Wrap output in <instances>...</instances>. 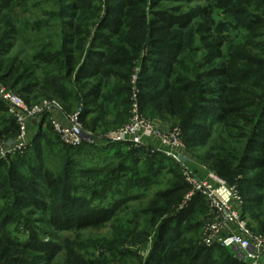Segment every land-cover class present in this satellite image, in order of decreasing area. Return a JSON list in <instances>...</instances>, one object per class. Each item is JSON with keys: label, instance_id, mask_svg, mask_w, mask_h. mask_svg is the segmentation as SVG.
Masks as SVG:
<instances>
[{"label": "trees", "instance_id": "trees-1", "mask_svg": "<svg viewBox=\"0 0 264 264\" xmlns=\"http://www.w3.org/2000/svg\"><path fill=\"white\" fill-rule=\"evenodd\" d=\"M30 1L0 0V81L28 104L56 98L66 113L83 104L84 131L105 133L127 122L131 75L138 58L142 59L138 82L142 113L180 127L187 146H205L215 126L239 141L235 153L214 138L203 159L209 170L230 183L243 173L252 187L246 194L259 192L245 197L243 216L250 210L257 225L252 232L264 237V0H214V5L186 10L180 5L158 8L168 0H118L117 5L107 0L101 20L100 6L93 0H74L59 11L62 32L57 41L37 43L26 59L18 53L9 56L16 44L10 40L18 39L15 33L21 31L13 24L18 22L15 14ZM175 1L190 4L194 0ZM145 5L152 9L150 19ZM227 7L225 12L233 11L244 20L242 43L236 45L227 43L215 21L213 10ZM162 29L173 33L166 38L147 37ZM190 36L197 43H186ZM145 47L149 54L142 57ZM6 114L7 105L0 100L2 140L15 138L18 132L14 119ZM41 117L51 125L47 113ZM52 145L55 142L41 132L32 138L26 177L20 173L22 161L0 160V203L12 195L10 204L0 205V264H51L61 250L57 243L39 236L53 233L29 223L26 238L21 243L13 241L9 225L19 214L13 208L44 212L46 216L36 222L55 231L99 228L121 221L120 214L131 209L127 203L140 199L143 191L157 183L161 171L170 175L166 186L144 205L132 208L130 218L120 225L123 229L114 227L112 240L93 242L101 253L96 255L94 250L84 257L69 243L64 247L66 264H109L103 262L107 258L123 264L113 261L119 256L135 264H245L230 248H207L200 243L199 223H194L193 216L201 208L202 197L197 194L186 207L177 209L191 186L172 159L161 153L154 159L144 149L124 150L122 143L98 146L84 141L75 147L61 144L60 167L51 169L44 164L43 151ZM96 185H110L111 195L103 197ZM85 189H91L90 193ZM90 195L99 200H87ZM150 236L151 248L143 258L140 251ZM17 244L37 256L11 261L7 248Z\"/></svg>", "mask_w": 264, "mask_h": 264}, {"label": "rangeland", "instance_id": "rangeland-1", "mask_svg": "<svg viewBox=\"0 0 264 264\" xmlns=\"http://www.w3.org/2000/svg\"><path fill=\"white\" fill-rule=\"evenodd\" d=\"M73 1L74 0H31L28 3V6L24 11L18 10L17 13L15 14V16L18 19V22H14L13 24L21 31L20 33L18 32V34L15 33L18 39L10 40L11 43H16V44L9 52V56L15 55L16 53H18L20 58L26 59V57L32 53L33 48L35 47L37 43H46L50 40L57 41L62 32V30L59 28V19H60L59 11L61 10V7L63 5H66V7H68V5H72ZM93 2L96 5L100 6L101 10L99 11V15H100L99 17L101 20V18L104 17L107 13L106 5H108L109 2H107V0H93ZM117 4H118V0H113L112 2H110V5H117ZM209 4L214 5V0H194L190 4H184L182 2H177L175 0H168V1L162 2L158 8L172 9L173 7L180 5L182 6L183 10H186L189 8H194L197 6H205ZM145 6H146V12L148 15V19H150L152 9L150 8V6H147V5ZM228 7H227V10L225 9L223 10L221 8H215L213 10L215 21H216V24L219 23V25L222 27L220 28L221 33L227 36V43H233L234 45H236L237 43H242V38H241L242 33L241 32L243 31L242 28H243L244 20L241 16H238L235 13H233V11L225 12V11H228L229 9ZM38 25H40L42 29ZM95 27L97 26H94V28ZM93 31L94 29L92 30V33ZM172 33L173 31L162 29L160 31L151 32L150 35L147 37L150 38L151 36H153V37L166 38L169 35H172ZM185 36H189L188 33H185ZM195 39L196 38L194 36L192 38L190 36V38L189 37L186 38L185 42L186 43H197ZM189 40H192L193 42H189ZM148 49L149 48L145 47V49L141 53L142 57H146L149 54ZM140 61H142V59L138 58V62L137 64L134 65L132 74L134 73L136 68L140 69V66H141ZM139 74H140V71H139ZM138 82H139V79H138ZM130 85H131V81H130ZM138 87H139V83H138ZM55 99L54 98L53 99L52 98H42L38 102L42 100H55ZM56 101L60 103V101H58L57 99ZM29 104H35V103H29ZM80 105L83 106V104H76L75 109H72L68 113L73 112L74 110H77V108ZM142 114L144 116L151 118V116L146 115V113H142ZM6 115L8 116V114ZM51 116L55 117L56 115L52 113ZM38 118L42 120V123H43L42 127L40 126L42 123L39 122ZM38 118L37 117L32 118L28 122L29 142L39 132H41L43 136L44 135L48 136L49 139L54 141L55 145H52L50 149L44 148V151H43L44 152V164L51 169H56V168L58 169L60 167L59 161L61 159L60 157L61 155L59 151L62 150L61 144L64 145V143L61 142V140L59 139L55 131L48 128L51 125L48 126V123L46 120L44 121L42 117H38ZM151 119L155 121L158 128H160L163 131H167L175 127V126H172V127L167 128L166 126H164L165 124H162V122H160L159 119L158 120L156 118H151ZM232 133H235V132L232 131ZM214 138L215 140L219 139L220 143L223 142L225 146L230 148L233 152L235 153L239 152V144H238L239 141H237L236 139L228 138L227 135L224 134L223 131L217 130L216 126L212 128V134L209 137V142L205 146H195V145L187 146L184 140L185 137L182 135L184 149L180 152L181 153L180 162L173 161L177 165L178 170L182 174V176L184 174L183 172L184 169L194 173L198 178H204L205 175L208 173V171H211L208 169V165L206 161L203 159V156L206 153L208 147L211 145V143H213ZM13 139L14 138H9L5 140H10L9 142H11ZM42 143L44 144V142ZM123 147L121 148L124 150L125 149L129 150L131 148L130 146L125 145V144ZM145 152L148 155L153 156L154 159H156V157L154 156L156 153H151L149 151H145ZM8 158L9 159L14 158L16 160L18 159L19 161H22L21 163L23 164L21 167L22 169L20 168L21 169L20 173L26 177L27 176L26 174L27 165L25 163L26 161H28V163L32 161L31 160L32 157L29 152V147L26 150H24L22 153L17 152L13 155H9L7 159ZM17 167H19V165ZM251 175L252 173L248 172L247 177H251ZM169 177L170 175L167 174V172L161 171L157 176V183L150 185V187H148L146 191H143L144 195L140 199H133L127 203V205L131 207V209H128L126 212L120 214L119 219H121V221L119 220L118 222L116 221L107 222L106 224H104L103 226L99 228H92V229L89 228V229H84V230H79V231L77 230L55 231L53 228H51L50 226L46 225L43 222H36L38 219H42L46 216L44 212H40V211L34 210L33 208H26V207H20V209L17 207L16 209L13 208L14 211H17L19 213L18 216L20 217L17 216L14 219L13 223L9 225V228L12 234L11 236L12 240L17 243H21V241H23L24 238H26L27 236L25 224L29 223L31 226L43 228L53 233V236L52 235H42V234H39V236L43 237L45 240H50L60 245L61 250H59V252L56 254L51 264H66L67 250H65L64 247L69 245V243L72 244L73 249L75 248V250L78 251V253H80L81 255H86L84 257H89L88 254L86 253H89V254L91 252L93 253L94 250L96 251V255H97L101 253V249L93 248V242L97 241V243H99L100 240L102 239H105L104 241L112 240L114 238L115 232L117 231L116 229H114V227H120L119 231L122 230L123 228L120 225L126 223V221H124L123 223V220H125V218L126 220L127 218H130L129 215H131L130 213L132 212V208L135 209L139 205H144V203H146V201L149 200V198L153 195V193L157 189L163 188L166 186V181ZM245 179L247 178L244 177L243 173L242 174L240 173L235 178L234 182L230 183L227 180L226 182L230 185H236L237 188L240 189V193L242 197L244 198V202L246 203L245 197H249L251 195L255 196L259 192L258 193L253 192V193L246 194V192L247 193L251 192L252 187H249L250 183L247 184L246 183L247 181ZM184 181L186 182L185 179ZM104 186L96 185L95 188L98 191H102L103 197H105V195L109 197L111 195L110 189H109L111 186L106 185V188H104ZM112 189H114V186L112 187ZM85 190H86V193H90L91 191V189L89 190L85 189ZM80 193H83V192H80ZM90 196L91 197L88 198L87 200L89 199H92L93 201L99 200V197H94L92 195ZM200 196L202 197L201 202L199 203L201 208L199 209V211H196L194 213L193 221L194 223L195 222L199 223L197 227L198 234L197 232L195 234L200 236V239H201V233H202L204 224L207 222L209 218V209H208V204L206 200L203 198L202 195ZM4 201L5 203L10 204L12 201V195L9 196L7 200L1 201L0 205H3ZM189 203L190 201H186V197L184 196L180 204L178 205L177 209H179L182 205H185L184 207H186ZM247 203L249 205V202ZM28 211H33V214L32 213L29 214ZM250 213H251L250 210H247L243 218L245 219L247 225L249 224L248 227L251 228L252 230V229H255L257 225H256V222L252 219V215ZM140 221L142 222V224H144L143 223L144 218H141ZM142 224L140 227H142ZM151 243H152V238L150 236L148 240L146 241V243L143 245L142 250L140 251L143 258L146 257L147 254L149 253V250L151 248ZM134 248H135L134 246H130L129 249L134 250ZM7 251H8L7 255L9 259H11V261L14 259L17 260L18 258H22V257L24 258L28 257V259H31L37 256V254H35L34 252L25 251L21 249L20 244H17L15 246L14 245L10 246V248H7ZM110 259L111 258H107V260H103V262L114 264V262H110ZM116 260L118 261V263L123 261V264H135L134 260H132L131 258H127L125 256H121V257L119 256L117 259L113 261H116Z\"/></svg>", "mask_w": 264, "mask_h": 264}, {"label": "built area", "instance_id": "built-area-1", "mask_svg": "<svg viewBox=\"0 0 264 264\" xmlns=\"http://www.w3.org/2000/svg\"><path fill=\"white\" fill-rule=\"evenodd\" d=\"M139 71L140 69L136 68L130 80L127 122L98 134L84 131L80 120L82 105L77 110L66 113L56 100L27 104L19 94L0 81V100L7 105V112L18 128L17 135L11 142L0 139V160L26 150L30 145L28 122L47 113L53 130L65 145L75 147L84 141L100 145L122 143L151 153H161L175 162H180V152L184 149L180 127L175 126L163 131L158 128L155 121L141 112ZM53 111H57L61 117L58 119L51 116ZM183 172L184 179L191 186V190L185 195L186 201H190L195 194H200L208 204L209 218L204 224L200 243L207 248L213 246L230 248L240 261L247 264H262L260 259L264 254V237L252 232L243 218L244 198L237 186L228 184L213 171H208L204 178H198L186 169Z\"/></svg>", "mask_w": 264, "mask_h": 264}, {"label": "crops", "instance_id": "crops-1", "mask_svg": "<svg viewBox=\"0 0 264 264\" xmlns=\"http://www.w3.org/2000/svg\"><path fill=\"white\" fill-rule=\"evenodd\" d=\"M53 114H55L56 115V117L57 118H60L61 116L58 114V112L57 111H53ZM38 118V117H37ZM39 119V122L40 123H42V120H40V118H38ZM158 120V119H157ZM160 122H162V124H165L164 126H166L167 128H169V127H172V126H174L171 122H169V121H166V122H164V121H161L160 120ZM41 127L43 126V123L40 125ZM167 130V129H166ZM93 145H98V146H101L100 144H93ZM261 263L262 264H264V254L261 256Z\"/></svg>", "mask_w": 264, "mask_h": 264}]
</instances>
